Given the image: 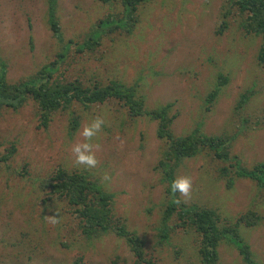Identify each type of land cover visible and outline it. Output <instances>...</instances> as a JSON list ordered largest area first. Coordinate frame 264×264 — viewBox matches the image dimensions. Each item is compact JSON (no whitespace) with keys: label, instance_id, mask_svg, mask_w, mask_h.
<instances>
[{"label":"rangeland","instance_id":"374dc122","mask_svg":"<svg viewBox=\"0 0 264 264\" xmlns=\"http://www.w3.org/2000/svg\"><path fill=\"white\" fill-rule=\"evenodd\" d=\"M119 1L57 0L64 40L78 41L109 14L118 13ZM225 5V0H151L138 10L131 33L107 32L101 46L81 56L73 55L72 48L62 69L68 80L114 79L133 85L148 108L172 104L171 114H177L171 125L174 135L199 128L206 135L225 136L232 141V154L252 167L264 159V68L256 61L261 39L245 35L233 17L218 35ZM58 48L47 26L45 0H0V61L6 64L9 82L33 75ZM219 75L228 82L207 111L205 99ZM243 94L250 99L236 112ZM71 112L80 115L75 131L69 112L56 114L47 129L40 128L31 103L0 115V156L10 148L15 152L7 165L0 162V264H73L80 257L82 264H133L128 247L115 236L73 241L63 218L65 207L47 205L37 180L58 168L80 170L111 193L114 213L136 232L146 257L156 264H200L193 232L176 229L166 242L157 235L165 185L156 123L124 121L115 105L84 112L74 107ZM96 115L104 116L109 126L99 140L100 163L84 169L74 164L71 145L82 124ZM215 168L204 155L178 165L175 177L193 179L186 204L214 210L225 225L255 212L257 225L239 223L237 231L253 261L264 264V198L249 180L238 179L227 188ZM104 173L112 179L102 184ZM55 208L60 223L52 225L46 216ZM218 252L220 264H243L230 244L222 243Z\"/></svg>","mask_w":264,"mask_h":264},{"label":"trees","instance_id":"16d2710c","mask_svg":"<svg viewBox=\"0 0 264 264\" xmlns=\"http://www.w3.org/2000/svg\"><path fill=\"white\" fill-rule=\"evenodd\" d=\"M149 1L151 0H120L121 10L118 13L109 14L78 41H65L57 17V0H45L47 26L59 46L58 51L50 62L41 66L33 75L17 82L7 80L6 64L0 61V115L6 111L16 112L31 103L35 107L40 128L47 129L56 114L69 112L74 117L71 118L70 128L75 131L80 115L74 116L71 112L74 107L84 112L100 106L115 105L124 121L146 119L156 123V137L161 143V158L158 163L162 171L161 181L165 185V203L157 230L159 241L166 242L176 229L190 230L197 237L196 253L200 264H220L218 247L222 243L235 247L243 264H258L253 261L249 246L237 231L239 223L250 228L257 225L260 217L255 212L250 211L241 216L234 225H225L212 209L184 202L174 203L169 185L175 177V169L184 159L204 155L216 164L218 178L225 182L227 188H232L238 179L249 180L264 198V159L247 168L238 156L232 154V141L225 136L206 135L199 128L186 135H174L171 125L177 114H171L172 104L148 108L133 85L127 86L114 79H107L106 82L91 79L86 83L77 78L68 80L62 69L72 48L73 55L81 56L101 46L108 33H131V28L137 21L138 10ZM225 4L226 12L221 15L217 34L225 31L228 18L233 17L245 35L260 37L256 61L264 68V0H225ZM227 82V77L219 75L205 99L207 111L217 101ZM249 99V95L243 94L234 110L243 111ZM14 154V150L10 148L6 155L0 156V162L7 165L6 162ZM37 180H40V192L47 195V205L59 202L65 207L63 218L70 225L73 241L84 240L90 243L112 235L124 241L134 257L133 264H156L155 259L146 257L143 242L136 232L116 216L113 195L97 180L80 170L62 168ZM70 240L71 238L66 241ZM73 264H82V258L76 259Z\"/></svg>","mask_w":264,"mask_h":264},{"label":"clouds","instance_id":"9594fccd","mask_svg":"<svg viewBox=\"0 0 264 264\" xmlns=\"http://www.w3.org/2000/svg\"><path fill=\"white\" fill-rule=\"evenodd\" d=\"M108 122L102 115H96L88 119L82 124L78 130V139L71 145V153L76 166H82L84 169H95L100 163L98 153L102 150V145L99 143L101 136L104 134V128ZM123 146L124 141L120 137H116ZM112 179L108 173H104L101 177V183L104 184ZM170 194L173 197V202L180 204L186 203L192 196L193 179L189 175H178L173 178L169 185ZM59 209L51 215L46 216V220L56 225L60 223Z\"/></svg>","mask_w":264,"mask_h":264}]
</instances>
